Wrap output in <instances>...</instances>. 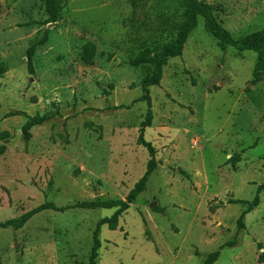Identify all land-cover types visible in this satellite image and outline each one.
Returning a JSON list of instances; mask_svg holds the SVG:
<instances>
[{
    "label": "rangeland",
    "instance_id": "obj_1",
    "mask_svg": "<svg viewBox=\"0 0 264 264\" xmlns=\"http://www.w3.org/2000/svg\"><path fill=\"white\" fill-rule=\"evenodd\" d=\"M203 1L236 39L264 30V0ZM0 4V223L45 203L126 200L150 160L138 144L148 105L134 101L154 68L131 62L177 38L187 0H57L53 23L45 0ZM44 38L31 71L28 52ZM87 43L97 47L93 66L82 61ZM257 58L224 50L199 18L183 55L150 88L146 139L158 167L118 228L102 227L97 264H203L232 241L215 264H260L264 190L245 229L238 221L248 205L230 203H251L264 184V81L251 84ZM13 112L51 119L28 141V119ZM114 213L44 211L0 231L2 262L89 264L97 225Z\"/></svg>",
    "mask_w": 264,
    "mask_h": 264
},
{
    "label": "trees",
    "instance_id": "obj_2",
    "mask_svg": "<svg viewBox=\"0 0 264 264\" xmlns=\"http://www.w3.org/2000/svg\"><path fill=\"white\" fill-rule=\"evenodd\" d=\"M46 10L50 18V22H56L58 18V4L57 0H45ZM2 6L0 4V10ZM199 18H204L206 30L212 34L217 40L219 45L226 50L229 46L235 47L239 52L244 51H254L257 53V64L253 73V80L251 84L256 86L264 81V30L254 32L250 35L242 37L240 39H236L233 35L223 27V25L217 20L215 16L214 8L211 4L203 0H187L186 11L184 13V19L181 24H179V34L177 38L169 44H165L161 47L159 51H152L150 49L145 50L140 57L136 58L131 62L134 67H139L143 64H153L154 68L152 73L147 75L145 80L143 81V95L141 98L134 101V103L139 101H145L148 105L147 115L141 124L140 135L138 138V144L149 152L150 160L148 162L147 171L144 176L136 183L135 187L130 191L126 200H111V201H87L76 203L72 206L66 207H58L54 203H45L33 210H30L24 213L21 217L17 219H11L6 222L0 223V231L6 229H15L20 230L25 225L33 219L36 215L52 210L55 212H65L69 209H88L95 210L99 208L104 209H115V213L111 217H107L102 219L94 232V245L92 248V252L89 259V264H97V260L99 257V251L102 247V242L99 238L100 231L102 227L107 226L111 231H115L118 226L120 219L124 213H126L135 203L137 198L146 191L147 184L150 180L151 175L156 171L158 167L157 162V149L156 147L146 139V130L147 128L152 126L153 123V110H152V98L150 95V88L154 86H160L163 78H164V67L168 64L170 59L181 57L183 55L185 45L189 39L190 34L195 30L198 26ZM47 38H44L38 44L31 47L28 52L29 57V67L30 70L33 71V58L36 53L37 48L40 45H43L46 42ZM153 53L155 54L154 56ZM97 54V47L93 43H87L83 47L82 61L89 66H93L95 64V57ZM12 116H24L28 120L26 124L22 128V133L26 140H30L32 137L31 130L34 127L41 126L45 124L47 121L51 119L50 115L44 116H29L26 113L21 112H13L9 114V117ZM5 147L2 148V151ZM230 163L236 167V164L240 161V156H234L230 160ZM182 174L188 175L181 171ZM264 190V184L259 187L258 195L256 198L250 203L242 200H233L230 202L231 204H244L248 205V208L243 212L242 216L238 221L239 229H245L244 219L247 214L252 212L255 207L260 204L259 194ZM236 241L227 242L223 244L218 251L210 254L203 264H215L221 255V252L228 247H234L236 245ZM260 250H264V246L262 244L258 245ZM259 263L264 264V251L259 255ZM0 264H3L1 255H0Z\"/></svg>",
    "mask_w": 264,
    "mask_h": 264
},
{
    "label": "water",
    "instance_id": "obj_3",
    "mask_svg": "<svg viewBox=\"0 0 264 264\" xmlns=\"http://www.w3.org/2000/svg\"><path fill=\"white\" fill-rule=\"evenodd\" d=\"M154 206H155V204L152 205V207H154Z\"/></svg>",
    "mask_w": 264,
    "mask_h": 264
}]
</instances>
